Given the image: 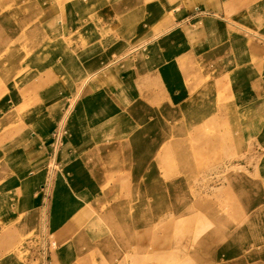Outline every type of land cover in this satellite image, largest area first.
I'll use <instances>...</instances> for the list:
<instances>
[{"label":"rangeland","instance_id":"1","mask_svg":"<svg viewBox=\"0 0 264 264\" xmlns=\"http://www.w3.org/2000/svg\"><path fill=\"white\" fill-rule=\"evenodd\" d=\"M160 2L0 0V264H57L58 245L60 264H264V93L223 76L255 63L241 49L189 51L163 33ZM70 9L73 31L56 23ZM214 15L196 8L180 29ZM229 55L241 66H221ZM108 64H142L152 82L101 103L87 78ZM14 91L25 107L49 104L51 132L27 152L35 130L17 129ZM44 151V204L3 222L22 198L10 175Z\"/></svg>","mask_w":264,"mask_h":264},{"label":"crops","instance_id":"2","mask_svg":"<svg viewBox=\"0 0 264 264\" xmlns=\"http://www.w3.org/2000/svg\"><path fill=\"white\" fill-rule=\"evenodd\" d=\"M160 1L162 7L169 12V18L166 17V20H168V23L170 22V26L161 28L163 30L165 29L163 32L165 35H174L175 31L177 36H180V38L182 37V39L185 40L189 47V51L192 52V46L196 51L195 53L200 54V56H206L211 51L219 48H222L223 50L225 47H228L226 52L227 50L236 52L241 49L247 60L255 64L251 66L244 65L245 67H243V70H234L229 72V74H223V76L232 79L234 75L242 73V75H244L243 83H247L249 86L252 85L253 90L251 91H253V93L255 92L256 94V92L261 90V94L264 93V45H260L259 43H255L250 40L253 36H257L258 38L264 40V0H188V4H194L195 6L182 10L181 12L178 8L170 6V4L173 3V0ZM197 2H199V4ZM196 8L199 10L211 11L215 13V15L212 17H203L202 27H188L186 29H180V25H182V23H185L193 17V13ZM156 12H158V10ZM62 16L64 20L58 19L56 20V23L60 26H68L70 31L78 29V26L75 27L77 22L72 18L73 13L71 9L69 14L61 12L60 17ZM161 29L156 28L157 35H159L158 31ZM240 32H243L244 35ZM257 33H260L261 37ZM185 36H187L188 39L185 38ZM151 41L147 46L149 50L153 52L155 49L157 50V47H154ZM193 56L195 55L193 54ZM226 57L227 56L222 58L221 61V66H224V68L227 66H230V68H237L238 66H241L238 63L240 60L237 59V56H235V58L234 56L229 55L227 57L230 60L229 63L224 61V59H227ZM154 61L155 65L152 66L155 67L157 66V61L156 59ZM114 63L115 62L112 64ZM112 64L104 66L87 78V82L89 83V87L87 85L88 89L94 88V84L97 82L102 83L103 91L101 90L100 97L96 96V100H101V103L112 100L113 96L116 94L120 95L121 93H126L129 89L136 88L138 82H141L142 79L146 81L150 80L152 82V72L147 73L144 70V68L147 67L142 64H135L132 69H128L125 72H122V69L120 70V68L116 69L118 70L117 72L116 70L114 72L111 71L110 67ZM260 85L263 86L260 87ZM13 93L18 104H16L17 106L15 111L17 112L18 109L22 110L20 123L17 129L20 131L28 130V132L30 130H35L30 133V137L27 134L23 137L25 140L27 139L25 142L28 145L25 148V151L32 146L38 145L39 147L40 144H43V140L47 136L46 133L49 135L52 129V127L48 126L47 123L50 122V117L48 116L47 118L48 114L46 115L48 109L47 105L49 104L39 105L37 103L38 105H35L34 107H25L24 105H26V102L23 101V94H19L17 91H14ZM20 97L22 98L21 101L19 100ZM41 100L46 103V98ZM40 134H42V136ZM25 151H23V153ZM10 152L11 150L6 152V155L2 152L3 157L7 156ZM45 152L46 151L42 154L44 159L41 158V153H29L27 161L21 158V163L19 165L22 164V167H18V172L15 171L10 175V179H12L11 181H15L17 184L19 181V185L23 188L20 190V188L16 189L15 186V190H18L17 193L22 192V198L19 199L17 203L11 204L10 206L5 204L3 205L1 210L5 219L3 222L14 224L20 222L21 220L24 221L28 217L27 213L29 211L40 209L44 204L41 195H38L43 189L47 179ZM24 163L25 165H23ZM11 192H14L12 188L9 192H6V194H11ZM60 246L61 245H58L55 255V261L57 264H60L63 256Z\"/></svg>","mask_w":264,"mask_h":264},{"label":"bare ground","instance_id":"3","mask_svg":"<svg viewBox=\"0 0 264 264\" xmlns=\"http://www.w3.org/2000/svg\"><path fill=\"white\" fill-rule=\"evenodd\" d=\"M204 139H205V138H204ZM205 141H206V140H205ZM203 144H204V143H203ZM139 147H140V146H139ZM205 148H206V147H204V149H205ZM91 183H92V182H91ZM73 209H74V206L72 205L70 211H72ZM83 219H84V218H83ZM83 221H85V220H83ZM81 222H82V221H81ZM78 226H79V225H78ZM227 226H228V225H227ZM221 234H222V233H221ZM218 236H219V235H218ZM218 236H217V237H218ZM222 236H224V235H222ZM220 238H221V236H220ZM216 239H217V238H216ZM217 240H218V239H217Z\"/></svg>","mask_w":264,"mask_h":264}]
</instances>
